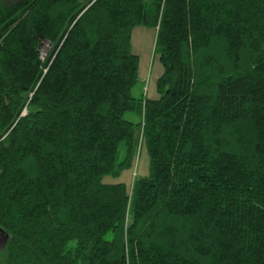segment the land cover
Here are the masks:
<instances>
[{
	"label": "trees",
	"instance_id": "1",
	"mask_svg": "<svg viewBox=\"0 0 264 264\" xmlns=\"http://www.w3.org/2000/svg\"><path fill=\"white\" fill-rule=\"evenodd\" d=\"M0 228V264H264V0H0Z\"/></svg>",
	"mask_w": 264,
	"mask_h": 264
},
{
	"label": "rangeland",
	"instance_id": "2",
	"mask_svg": "<svg viewBox=\"0 0 264 264\" xmlns=\"http://www.w3.org/2000/svg\"><path fill=\"white\" fill-rule=\"evenodd\" d=\"M154 31L151 28L137 26L131 32L130 50L138 56L137 82L131 89L133 96L147 95L152 98L156 96L155 80L162 71L158 56L153 51ZM47 44L43 43L39 47L40 53L43 56L46 53ZM125 117H129L125 115ZM121 152V147L119 148ZM147 153L142 145L137 149L132 167L123 170L116 178L106 176L102 179L103 182H124L128 184L134 177H140L147 173ZM5 237L0 234V245L4 242Z\"/></svg>",
	"mask_w": 264,
	"mask_h": 264
},
{
	"label": "water",
	"instance_id": "3",
	"mask_svg": "<svg viewBox=\"0 0 264 264\" xmlns=\"http://www.w3.org/2000/svg\"><path fill=\"white\" fill-rule=\"evenodd\" d=\"M0 234H2L4 237L7 236V234L0 228Z\"/></svg>",
	"mask_w": 264,
	"mask_h": 264
},
{
	"label": "flooded vegetation",
	"instance_id": "4",
	"mask_svg": "<svg viewBox=\"0 0 264 264\" xmlns=\"http://www.w3.org/2000/svg\"><path fill=\"white\" fill-rule=\"evenodd\" d=\"M1 242V241H0Z\"/></svg>",
	"mask_w": 264,
	"mask_h": 264
}]
</instances>
